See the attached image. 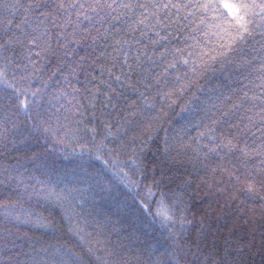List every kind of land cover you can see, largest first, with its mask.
Instances as JSON below:
<instances>
[{
  "label": "snow or ice",
  "instance_id": "obj_1",
  "mask_svg": "<svg viewBox=\"0 0 264 264\" xmlns=\"http://www.w3.org/2000/svg\"><path fill=\"white\" fill-rule=\"evenodd\" d=\"M0 264H264V0H0Z\"/></svg>",
  "mask_w": 264,
  "mask_h": 264
},
{
  "label": "trees",
  "instance_id": "obj_2",
  "mask_svg": "<svg viewBox=\"0 0 264 264\" xmlns=\"http://www.w3.org/2000/svg\"><path fill=\"white\" fill-rule=\"evenodd\" d=\"M180 109L179 107L176 108V112L173 113V116L176 117V113H179ZM177 119H179L178 117H176ZM59 162L62 164V165H70V161H65L63 160V157H60L59 159ZM123 198V197H122ZM129 203L131 204V201H129ZM133 208L135 207V205L132 206ZM142 226V225H141ZM222 242V241H221ZM256 259L258 260V257H256Z\"/></svg>",
  "mask_w": 264,
  "mask_h": 264
}]
</instances>
